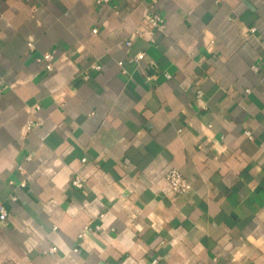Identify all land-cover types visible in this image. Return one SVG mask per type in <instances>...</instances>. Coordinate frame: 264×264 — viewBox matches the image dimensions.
I'll use <instances>...</instances> for the list:
<instances>
[{
    "label": "crops",
    "instance_id": "0c3cea01",
    "mask_svg": "<svg viewBox=\"0 0 264 264\" xmlns=\"http://www.w3.org/2000/svg\"><path fill=\"white\" fill-rule=\"evenodd\" d=\"M0 89V264H264V0H0Z\"/></svg>",
    "mask_w": 264,
    "mask_h": 264
},
{
    "label": "built area",
    "instance_id": "2783aa9c",
    "mask_svg": "<svg viewBox=\"0 0 264 264\" xmlns=\"http://www.w3.org/2000/svg\"><path fill=\"white\" fill-rule=\"evenodd\" d=\"M100 1L101 2H108L109 0H100ZM146 22L151 27L155 28L157 31H163L164 30V19L159 15L147 14L146 15ZM130 44H131V41H128L127 45H130ZM53 58H54L53 55L50 53H46L43 56V59L46 60V62L48 63L47 64L48 69L53 68ZM143 58H144V53L140 52V53L136 54L132 60L135 62H139ZM97 68L99 69L100 66H97ZM253 68L255 70H258L259 66L254 65ZM1 91L2 90L0 89V93H1ZM20 169H21V167H20ZM166 179L169 182L172 190L174 192H176L177 194L188 193L192 189L191 184L189 183L188 179L179 170H177L175 168L168 170V172L166 173ZM85 183H86V179L80 175H77L72 179L73 187L78 188V189L84 188ZM12 199L15 200L16 196H12ZM8 217H9L8 209L6 208V206L1 205L0 206V226H1V223L3 221L8 219ZM96 228L99 229L100 226L97 225ZM159 263L160 262H159L158 258H154L152 260V264H159Z\"/></svg>",
    "mask_w": 264,
    "mask_h": 264
}]
</instances>
